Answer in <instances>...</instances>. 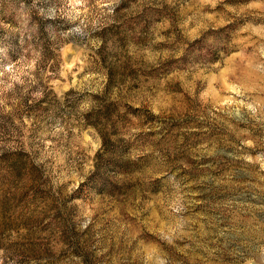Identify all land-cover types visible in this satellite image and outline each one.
Returning a JSON list of instances; mask_svg holds the SVG:
<instances>
[{"label": "rangeland", "instance_id": "374dc122", "mask_svg": "<svg viewBox=\"0 0 264 264\" xmlns=\"http://www.w3.org/2000/svg\"><path fill=\"white\" fill-rule=\"evenodd\" d=\"M0 264H264V0H0Z\"/></svg>", "mask_w": 264, "mask_h": 264}]
</instances>
